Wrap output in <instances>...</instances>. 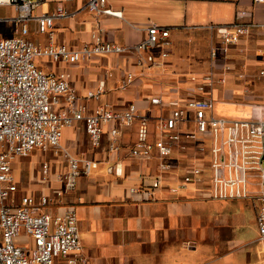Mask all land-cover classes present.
Wrapping results in <instances>:
<instances>
[{"label":"crops","instance_id":"1","mask_svg":"<svg viewBox=\"0 0 264 264\" xmlns=\"http://www.w3.org/2000/svg\"><path fill=\"white\" fill-rule=\"evenodd\" d=\"M59 4L68 15L54 20L52 39L40 30L38 21L28 23V37L33 42L76 48L90 41L99 26L106 40L128 46L145 37L150 23L164 26L170 32L169 55L161 58V49L154 50L156 62L144 73L132 53L95 56L85 63L37 58L43 72L68 74L79 103L87 106V113L99 104L123 110L133 103L139 115L150 116L158 108L149 99L156 96L163 100L212 98L214 112L221 117L258 116L264 110V103H249L254 100L244 91L252 85L249 50L264 55V47L259 45L264 32L242 37L226 54L219 52L212 65L210 49L213 44L219 45V39L209 29L212 24L231 23L240 9L250 13L249 19L264 24L257 20L253 10L254 6L264 4L252 0H107L112 10L121 12V17H116L97 16L85 7L86 0H45L33 14H49ZM5 8L11 7L0 10ZM225 64L234 68L233 72L225 75L224 82L201 93L199 82L204 81L211 69L220 76ZM261 70L264 69L257 70V76H262ZM128 71L135 78L127 89L121 90L119 86ZM101 81L105 83V92L100 101L85 100L86 93ZM155 122L151 119L149 123L151 140ZM107 129L108 126L100 144L93 146L83 122L64 128L63 148L72 156L97 161V167L87 175L80 174L72 191L64 192L61 180L68 170L63 154L32 150L12 165L22 193L52 198L54 213L63 214L70 209L76 212L84 264H264L254 200L211 199L205 191L194 190L192 184L173 196L170 189L192 166L195 153L189 142L183 140L173 149L172 159H167L172 167L163 172L156 152L150 158L129 155V147L137 139V121L121 129L118 154L107 148ZM44 163L49 167L47 173L43 172ZM116 164L120 174L113 170ZM160 175L163 177L160 187L152 188Z\"/></svg>","mask_w":264,"mask_h":264},{"label":"built area","instance_id":"2","mask_svg":"<svg viewBox=\"0 0 264 264\" xmlns=\"http://www.w3.org/2000/svg\"><path fill=\"white\" fill-rule=\"evenodd\" d=\"M44 1L0 0V8L10 6L15 12L11 16L0 14V264H55L57 259L65 264H84L76 212L73 209L63 214L52 212V198L22 193L12 173L14 161L34 149L63 154L68 163V170L61 177L64 192L74 190L80 174L87 175L97 167V161L72 156L62 146L64 128L77 122L84 123L93 146L100 144L108 126L107 148L118 154L121 129L137 121V139L129 147V155L150 158L156 152L163 172L172 167L167 158L173 149L183 140L189 142L195 153L192 166L170 189L173 196L192 184L194 190L205 191L211 199L254 200L258 240L264 245V110L258 116L221 117L214 112L212 98L163 100L156 96L149 99L158 108L150 116L139 115L133 103L123 110L99 104L87 113V106L79 103L68 74L43 72L37 67V58L85 63L95 56L132 53L144 73L156 62L154 50L161 49V58L169 55V29L150 23L145 37L131 46L106 40L100 26L90 41L76 48L52 42L40 45L28 37V23L38 21L40 30L52 39L54 20L68 15L59 4L51 13L35 16L33 11ZM252 2L264 4V0ZM85 7L97 16L121 17V12L112 10L107 0H86ZM249 16L247 10L240 9L231 23L209 26L219 39V45L213 44L210 49L212 65L219 52L226 54L242 37L264 30V24ZM233 70L225 64L218 76L211 69L204 81L199 82L202 83L199 91L203 93L224 82L225 75ZM260 75L264 76V70ZM134 78L135 74L128 71L119 89H127ZM104 92L105 83L101 81L84 99L98 102ZM151 119L156 121L152 140ZM205 153L209 155L208 161L203 159ZM48 169L44 163L43 172ZM113 170L121 173L117 164ZM252 177L258 180L252 181ZM162 180L161 175L156 177L152 188L160 187ZM248 185L257 187L251 189ZM28 242L30 246L26 245Z\"/></svg>","mask_w":264,"mask_h":264},{"label":"rangeland","instance_id":"3","mask_svg":"<svg viewBox=\"0 0 264 264\" xmlns=\"http://www.w3.org/2000/svg\"><path fill=\"white\" fill-rule=\"evenodd\" d=\"M253 10H254V14H255V17L257 18V20L259 22L264 21V6H254ZM0 14L12 15L13 10H12V8H5L3 10L1 9ZM261 32H264V30H262ZM253 34L254 33H251V35H253ZM259 45L264 47V38H262V41H260ZM258 47H256V48H258ZM249 52L252 56V64L248 68V71L252 72V75L249 76L251 79L250 84H252V85H249L250 86L249 89H245L244 91L247 93H250V95L252 96V100H254V101H251L249 103H253V104L264 103V102H259V100L264 101V77H262V76L260 77V76L256 75L257 70L264 69V55H260V56L255 55L254 49H250ZM37 67L39 69L41 68V66H39L38 64H37ZM236 116H241V114H231L230 117H236ZM34 150H37V149H34ZM226 151H227V149H226ZM172 157H173V153L167 159L171 160ZM203 159L205 161H208L209 155L207 153H205L203 156ZM251 180L257 181L258 178L252 177ZM256 187L257 186L248 185V188H251V189H255ZM26 245L30 246V243L28 242ZM55 262H56L55 264H65V261H62L60 259L59 260L57 259Z\"/></svg>","mask_w":264,"mask_h":264}]
</instances>
